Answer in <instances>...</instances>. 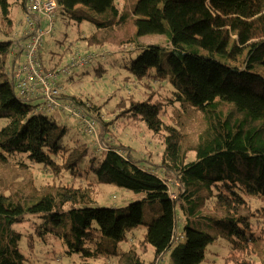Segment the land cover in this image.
Segmentation results:
<instances>
[{
  "label": "trees",
  "instance_id": "trees-1",
  "mask_svg": "<svg viewBox=\"0 0 264 264\" xmlns=\"http://www.w3.org/2000/svg\"><path fill=\"white\" fill-rule=\"evenodd\" d=\"M61 2L64 17L95 27L84 37L87 46L135 44L143 50L129 70L139 80L169 84L168 98L154 91L123 96L115 119L146 122L164 154L156 167L139 164L111 139L114 120L106 122L97 106L63 91V101L103 123L98 132L109 146L99 147L101 156L91 157L83 174L79 165L88 146L64 145L67 127L45 114L57 109H44L40 95H18L12 71L23 51L13 38L11 3L0 0V66L13 62L11 78L0 72V264H28L38 239L49 244L50 233L83 264H146L137 244L126 252L121 247L140 226L141 247L154 250L151 264L172 248L173 264H202L220 237L231 247L225 264H264V0H138L127 12L115 0ZM144 35L166 36L171 47L140 44ZM104 63L98 61L96 74L106 70ZM36 166L56 179L64 171L72 179L39 187ZM78 175L89 181L73 185ZM102 183L142 198L127 210L97 207ZM178 207L187 221L181 236ZM26 222V234L16 229Z\"/></svg>",
  "mask_w": 264,
  "mask_h": 264
},
{
  "label": "rangeland",
  "instance_id": "rangeland-1",
  "mask_svg": "<svg viewBox=\"0 0 264 264\" xmlns=\"http://www.w3.org/2000/svg\"><path fill=\"white\" fill-rule=\"evenodd\" d=\"M9 1L12 9L11 16L16 21V28L14 27L12 30L14 34L13 38L17 39L19 36L17 31H19L22 26L29 28V24L23 10V0ZM55 1L59 8L62 9L63 4L61 0ZM137 1L138 0H115V3L120 8L121 12H127L132 10ZM48 28L49 26L46 25L42 27L43 31H47ZM95 30V27L87 21L79 24L64 17L60 11L56 16L53 31L44 36L40 49L43 60L45 62L51 61L52 65L55 66V68H48L43 64L44 61L39 58L44 74L46 76L55 75L57 78L60 74L65 77L68 76V78H65L60 85L57 84L56 86L62 87L65 93L76 95L80 101L83 100V102H90L92 105L97 106L99 113L103 117L102 119L106 122L114 120L117 125H115L116 127L111 125V131H109L114 143H121L129 148L131 150V156L134 160L138 161L139 164H150L151 167H156L155 165L161 162L162 155L164 154V145L159 136H155L148 128L147 123L141 119L132 120L126 116H121L116 121L115 119L117 118V114L122 111L118 107V103L122 100L121 98L123 96L128 98L131 94H134L137 97H146L147 92L154 91L160 97L168 98L170 96V86L167 83L159 85V83L153 78L139 80L131 70H129L128 67L131 65L132 61L136 59L143 50L142 48L135 49L137 47L135 44L125 45L122 49L115 50H111V47L109 48L108 46L102 48L87 46V40H85L84 37L92 34ZM114 35L115 34L111 36V41H113ZM0 37H2V34ZM138 42L145 45L159 44L165 48L171 47V43L167 40V37L163 35H144L139 38ZM126 47H129V49H126ZM132 49L134 51H132ZM130 50L132 51L131 53ZM78 53L88 55H91L89 53H92L99 54V56L93 58L86 65L73 68L71 71L72 74H69L70 76L62 73L63 68H65V66L68 65L72 61V58ZM99 60L106 62V64L104 63L106 70L96 74L94 68L98 66ZM2 61L3 60L0 57V63ZM12 63V60H6V63L3 64V66H0V72H7L9 78L12 77L11 72H8L12 69ZM36 82L39 84L38 80ZM41 101L42 99H38V103ZM31 103L36 105V101ZM128 106L129 101L126 102V107ZM169 112H172L171 108H169ZM45 114L58 124L67 127V133L62 140L64 145L73 146L86 144L88 146V156L85 157L79 165V169L85 174V170H88L90 166V158L95 155L101 156V150L99 149L96 139L82 129V125L78 118L69 115L67 112L59 109L55 111L45 110ZM165 120L169 122L170 119L167 116L165 117ZM102 125V122L98 124L99 131L100 127L102 131ZM34 173L36 174L35 183L39 187L46 184H52L58 180L67 182L69 179H72L71 175H69L70 173L65 171L62 173L61 177H57L56 179V177L52 175L45 174L38 166H36ZM90 176H93V173ZM172 176L175 178L174 173H172ZM73 179V185L87 183L89 181L85 176L81 177L80 175L73 177ZM98 191L95 203L97 207H120L127 210L132 202L142 198V196L133 191L109 183H102L99 185ZM148 213L149 212L146 210L145 216ZM177 213L178 232L179 236H181L185 231L184 228L187 221L179 207L177 208ZM27 228H29V222L16 226V229L21 230L24 234L27 233L25 232V229L27 230ZM256 231L258 232L260 229H257L256 227ZM144 235V226L135 229L129 235L130 240L121 243L122 252L129 251L133 244H137V250L142 256V259L146 264H151L155 259L154 250L151 245L148 246L147 251H144L141 247L144 246L141 243ZM54 237L55 236L52 233L49 234L47 238H52L50 239L49 244H45L43 239H38L36 242V249L31 253L28 264H83L81 255L65 254V248L61 245L60 241ZM24 241L25 240H22L23 245ZM22 248L24 250L25 246H22ZM172 249L167 250L161 256L158 264H173L171 255ZM230 252V245L225 239L220 237L218 241L208 246L206 259L202 264H225V259ZM103 261L104 260L98 261L93 264H101ZM110 262L114 263V260L112 259ZM90 264H92V261Z\"/></svg>",
  "mask_w": 264,
  "mask_h": 264
},
{
  "label": "built area",
  "instance_id": "built-area-1",
  "mask_svg": "<svg viewBox=\"0 0 264 264\" xmlns=\"http://www.w3.org/2000/svg\"><path fill=\"white\" fill-rule=\"evenodd\" d=\"M23 2L30 34H28L24 42L17 41L19 47L23 51V60L12 72L18 95L23 98L40 95V97L43 98V103H45L44 109H59L78 118L82 125V129L96 138L100 149H109L108 144L99 135L97 119L88 115L83 106H80L70 99L66 101L61 99V94L64 89L56 85L59 76L62 74H60L58 78L55 75L46 76L42 69V64L39 61V50L43 38L46 33L54 29L55 19L60 10L58 4L55 0H23ZM43 22H47V26H49L47 31H43L42 29L41 24ZM89 54L91 55L78 53L72 58V61L63 68L62 73L69 75L73 68L86 65L93 58L99 56V54ZM37 80L39 84H37ZM86 105L92 104L87 103Z\"/></svg>",
  "mask_w": 264,
  "mask_h": 264
},
{
  "label": "crops",
  "instance_id": "crops-1",
  "mask_svg": "<svg viewBox=\"0 0 264 264\" xmlns=\"http://www.w3.org/2000/svg\"><path fill=\"white\" fill-rule=\"evenodd\" d=\"M23 5H24V3H22ZM23 10H24V13H25V17H26V19H27V14H26V11H25V8H24V6H23ZM57 14H59V13H57ZM44 25H46L47 26V22H43L42 24H41V26L42 27H44ZM30 29L29 28H27L26 26H22V28L19 30V31H17L18 32V38H17V41H22V42H24V40H26L27 39V37H28V34H30V31H29ZM53 31V30H52ZM51 31V32H52ZM51 32H49V33H51ZM47 34V33H46ZM45 34V35H46ZM42 43H43V41H42ZM42 46V45H41ZM21 49V48H20ZM41 49V48H40ZM17 50H19V48L17 47V49H15V51H14V53H16V51ZM22 50V49H21ZM98 51V50H97ZM39 52H40V58L42 59V61H44L43 60V58H42V55H41V51L39 50ZM23 59V56H22V54L20 55V57H19V59H18V62L20 61V60H22ZM43 64L46 66V67H48V68H55V66H53L52 65V63H51V61H47V62H43ZM18 65V63L16 64V66ZM56 68H59V67H56ZM72 74V73H71ZM70 74V75H71ZM69 75V76H70ZM73 75H74V72H73ZM65 78H68V76H62V75H60L59 76V79L57 80V84H61L62 83V81L65 79Z\"/></svg>",
  "mask_w": 264,
  "mask_h": 264
}]
</instances>
